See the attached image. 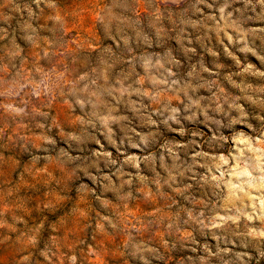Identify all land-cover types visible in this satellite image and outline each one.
Listing matches in <instances>:
<instances>
[{"label":"rangeland","instance_id":"obj_1","mask_svg":"<svg viewBox=\"0 0 264 264\" xmlns=\"http://www.w3.org/2000/svg\"><path fill=\"white\" fill-rule=\"evenodd\" d=\"M0 264H264V0H0Z\"/></svg>","mask_w":264,"mask_h":264}]
</instances>
